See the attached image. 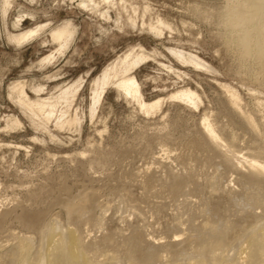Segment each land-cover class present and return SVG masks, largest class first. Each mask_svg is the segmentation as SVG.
Returning a JSON list of instances; mask_svg holds the SVG:
<instances>
[{"label": "rangeland", "instance_id": "rangeland-1", "mask_svg": "<svg viewBox=\"0 0 264 264\" xmlns=\"http://www.w3.org/2000/svg\"><path fill=\"white\" fill-rule=\"evenodd\" d=\"M3 1L0 254L10 251L16 238L34 241L36 247L39 235L25 223L29 217L40 216L44 225L56 223L62 228L81 222V238L86 243L112 235L113 243L107 247L110 251L121 242L133 240L139 257L170 242H182L184 245L180 243L177 248H181L179 254L177 250L169 252L164 259L188 264L196 253L202 255L204 251L207 255L211 250L195 246L203 241L202 234L191 231L190 225L201 228L214 219L222 225L241 216H264L260 202L264 200V186L248 183L246 166L221 165L217 155H194L189 147L201 134V120L208 118L216 130L223 128L227 135L235 134L232 146L237 152L253 154L257 146L264 151V76H254L257 62L241 57L216 17L226 0H8L6 8ZM204 13L210 18L201 19ZM66 24L72 35L60 50L50 35ZM154 27L158 33L151 29ZM28 31L32 32L30 38L17 44L16 36ZM175 53L198 59L205 67L180 61ZM140 54L148 58L129 75L135 78L143 100L159 101L160 108L147 115L130 96L108 85L92 117L93 92L101 88L102 72L126 56L130 60ZM49 56L51 59L43 60ZM19 85L23 95L14 89ZM184 89L198 94L201 103L197 108L169 98ZM65 91L71 94L70 100H57ZM227 91L238 96L240 111L232 106ZM21 97L30 103L57 102L49 120L44 121L42 115L33 116L19 104ZM241 113L253 120L254 131L245 125ZM70 120L76 121L59 126ZM253 133L258 143L254 146L250 143ZM194 156L200 157L197 160ZM195 177L198 185L190 182ZM181 180L190 184V190L200 188L194 190L197 193L187 189L172 195V185ZM179 211L187 212L186 216L172 220ZM172 222L183 223V229L189 226L186 231L191 237H184L190 242L192 237L200 239L192 240L196 241L193 248L192 242L175 236L177 225ZM242 240L235 242L237 248L227 254L234 257L226 256L228 260L236 262L244 257L238 253L244 246ZM139 248L145 252L138 254ZM120 252L121 264H132L124 246ZM161 259L137 264H162Z\"/></svg>", "mask_w": 264, "mask_h": 264}, {"label": "bare ground", "instance_id": "bare-ground-1", "mask_svg": "<svg viewBox=\"0 0 264 264\" xmlns=\"http://www.w3.org/2000/svg\"><path fill=\"white\" fill-rule=\"evenodd\" d=\"M3 5L5 8L8 7L9 1L4 0ZM87 6H88V4H87ZM210 16H211L210 14L204 13L203 15H201V19H209ZM216 17H217V19L218 18L220 19V25L225 29L226 36L228 37V40L231 41L238 48V50L241 54V57L245 60L246 59L247 60L252 59V60H255L257 62L258 70H256V72L252 71L254 73V76H257V75L259 76V74H262V76H264V0H226V4L224 6H221L217 10ZM151 29L155 30L157 32L156 27L151 28ZM31 33L32 32L28 31V33H24V34L22 33V34H20V36L18 35L19 36L18 38L16 36V39L14 36L13 39H15V42L18 44V42L26 40L31 35ZM51 33H52L50 35L52 37L51 40L58 43V45H59L58 48H60V50H62L67 45L68 40L72 35V30L66 24L65 26H62V27L54 30ZM33 34H34V32H33ZM174 55L180 61H183V62L185 61V62L190 63L191 65L193 64L194 66L201 67V68L205 67V65L202 62L198 61V59H195V58L188 59L187 57L180 55L178 53H175ZM146 58H148V57L144 56L143 54L137 55L134 59L132 58L130 60L126 56L122 61H120L117 64H113L109 69L107 68L104 72H102L103 73V74H101L102 75V79H101L102 81H100L101 82V88H99V89L96 88L94 90V92L92 91L93 92V99H92L93 107L90 111L92 117H93V114L95 112V106L99 104L100 99H101L103 92H104V88L107 87L108 85H114L117 89L121 90L122 93L124 92L125 95L130 96L131 99L137 103L138 107L140 108V111L142 110L143 113H146L147 115L156 112L160 108V102L159 101L145 102L143 100L142 95H141L140 90H139V87H138V84L135 81V78L132 77V75L131 76L129 75L131 70L133 68H135V66H137L140 63V61H142ZM48 59H51V56H49L48 58L45 57L43 60L47 61ZM206 69H208V68H206ZM113 81H115V82H113ZM16 88H17L19 94L23 95L22 87L20 88V85H19V86L15 87L14 89H16ZM66 92L67 91L62 93V96L60 95V97L57 100L60 101L62 99V101L64 100V102H68V100H70L69 95H71V94H68ZM227 92L230 96V101H231L232 106L236 110L240 111V103H239L238 96L233 91H227ZM20 95H19V97H20ZM169 98L180 101L186 105H191L194 108H197L199 106V104L201 103V100H200V97L198 96V94L195 91H192L190 89H184V90L177 91L176 93L171 95ZM56 102L57 101H55V102L37 101L34 103H30V102L24 100V98H22V97L19 100V104L22 107L29 110L33 116L42 115L43 117H41V118H43L44 121H48L49 118L51 117V115L53 114V109L55 108ZM242 120L247 127L251 128V130L254 131V129H255L254 122L250 117L242 114ZM75 121L76 120L65 121L64 123L59 124V126L61 128H63L65 125L70 126ZM229 121H231L233 123V120H229ZM14 125H17V124H14ZM200 126H201V130H200L201 134L199 136H197L196 138H194L189 143V147L192 150L193 154L195 153L198 155L199 153H203L207 156L217 155L221 160L220 164L225 165V166H231V165L237 166V167L238 166L239 167H245L246 166L245 168H246L248 180H249L248 183L253 184L254 186L255 185H260V186L263 185L264 186V151L262 149H259L258 146L256 149L255 148L252 149L253 148L252 147L251 149L253 150L252 151L253 154H249V153L246 155L241 154V153H239L233 149L232 145L236 141V137H235V134L233 132H231V133H229V135H227L226 133H224L225 131L223 128L221 130H216L214 128V126L211 125L208 118H203L201 120ZM239 126H240V124H239ZM225 135H226V139H224V137H223ZM256 139H257V135L253 133L251 135V138H250V143L252 146H254L255 144L256 145L258 144ZM193 154H192V157H193ZM196 157H200V156H196ZM196 159L198 160V158H196ZM195 160H193V161H195ZM217 167H219V166H217ZM215 169H217V168H215ZM214 177H215V173H214ZM189 178L193 179L194 177L190 176ZM195 178L196 179H194L192 181L190 180V182H192V185L193 184L195 185V183L198 180L197 177H195ZM213 179H215V178H213ZM170 181H172V180H170ZM211 183H212V181H211ZM219 183H220V180H219ZM171 184H172V182H171ZM189 185L190 184L188 182H185L183 180L174 183V185H172V187L174 186L173 187L174 189H172L173 190L172 195L176 196V195L182 194L187 189H189V190H187V192L188 191L193 192L194 190H196L197 187H195V186H194L195 189L192 188L190 190ZM196 185H198V184L196 183ZM170 187H169V189H170ZM263 189L264 188L262 187V191H263ZM149 190H150L149 186L146 185L145 191H147V193H148ZM196 191H194V192H196ZM159 192H160V190H159ZM200 192H202V191H199V193ZM237 193H236V195H237ZM166 194H167V192H166ZM226 194L227 193H225V195ZM232 194H231V196H232ZM168 195H170V194H168ZM223 195H224V193H223ZM236 197L234 196L235 199L238 198V197L237 198ZM205 198H207V197H205ZM239 199L241 200L242 198H239ZM228 200H230V199L228 198ZM205 201H206V199H205ZM240 202L243 203L242 200ZM260 202H261V206L264 208V200H261ZM205 204H202V207H203V205L206 206ZM230 204H231V202H230ZM243 204H245V203H243ZM256 204L254 206H256ZM246 205L244 208H246ZM248 205L250 206V204H248ZM199 206L200 205H198V207ZM192 207H194V205ZM241 207H243V205ZM207 208L210 209L209 206ZM217 208H218V206H217ZM236 209L241 211V209H239V208H236ZM219 210H218V212H219ZM226 210H227V208H226ZM237 210L235 212H238ZM210 211H211V209H210ZM246 211H244L245 214H246ZM228 212H230V211H228ZM211 213H213V212H211ZM186 214H187V212H182V213L180 212L172 220H176V219L180 218L181 216H186ZM222 214L220 213V215H222ZM232 214H234V213H232ZM214 215H213V217H214ZM259 215H261V213ZM210 216H212V215H210ZM216 216H217V214H216ZM192 217H194V215ZM196 217H195L196 220H198V216H196ZM205 217H206V215H205ZM256 217H254V215H252V214L246 215L244 217L241 216V218L237 219V221H234L232 223L226 222V224L224 223L222 225H220L221 223H219L221 221L215 222L216 221L215 219H214L215 221L214 220L210 221L208 219H205V220L210 221V222L205 223V221H204L205 224H202L203 226H201V228L200 227L198 228V226H194L192 224V226L190 225V227L187 226L186 229L182 228L183 223L172 222L175 225H177V228H176V226L173 224L174 227H172V228H174V229L176 228L175 229L176 231L175 230L174 231L176 232L175 236L178 239H179V237L181 239L182 237H184L186 235L189 236L190 232H189V234H187L188 233L187 231L190 230L189 228H191L192 229L191 231H195V233L198 232V233H196L198 236L199 235L201 236V234H202L201 237H202L203 241L202 240L201 241L203 242V245H202V242H200V244L199 243L195 244V246L200 245V248H201V246L204 248H206V246L211 248V250L209 249V253H208L209 255L207 254L208 256L206 254H205L206 256L203 255L204 251L202 252V250L204 248L202 250L200 249V252H198V253L202 252V255L196 253V255H194L191 258V260L188 262V264H264V216L263 217L258 216L257 218ZM225 218H227V217H225ZM254 218H256V219L254 220ZM190 219H191V217H190ZM192 219L194 220V218H192ZM229 219H231V218H229ZM234 219H236V217H234ZM202 220H204V219H202ZM218 220H219V218H218ZM228 221H230V220H228ZM193 222L196 225V222L195 221H193ZM193 222L190 221V223H193ZM50 223H51V221H50ZM80 223L78 221V222H76V225L73 227L66 226V227L62 228L61 226H59L56 223H54V224L52 223L50 225H44L41 222L40 216L39 217L38 216L29 217L26 220L25 225L27 228L29 227L31 230L37 232V234L39 235V237H38L39 238V244L36 247H34V245H33L34 241H31L29 239H24V238H16V241L14 240V242H13V243H15V242L16 243H15V245L12 244L13 247L10 249V251H8L7 253L2 252L3 254H0V264H121L122 258L120 257L121 256L120 247H122V246H124L126 248V251H128V254H127L128 255V261H130V263H132V264H137L139 262L140 263L141 262L148 263V262L152 261L153 259L154 260H160L162 256L164 259L165 258L164 256L169 252L176 253V250H177V253L179 254V251H181V248H180V250L177 248L179 247L178 245L182 242H170L166 246H162L159 249L157 248L156 252H149L148 253L146 251L147 253H144V254L142 253L143 254L142 257H139L136 255L135 243L133 242V240H127V241L121 242L120 245H118L115 249L110 251V250H107V247H109L110 244L113 243L114 238L112 237V235H107V236L103 237L102 240H100L99 242H88V243H86V242H84L85 240L83 241V239L81 238L82 226ZM164 223H166V221H164ZM168 226H170V225H168ZM165 227L168 228L167 226H165ZM169 228H171V227H169ZM177 229H181L179 234H177V231H178ZM141 230H142V228H141ZM195 233H193L194 236H195ZM193 234H191V235H193ZM171 236L173 237V235H171ZM187 237H184V238L186 239ZM190 237L191 236H189V238ZM144 239H146V238H144ZM144 239H142V240H144ZM193 239L200 240L199 238L197 239V238L192 237V240ZM241 239L244 240V242H243L244 246L239 247L242 249H241V252H238V253H242V256L244 254V257L241 258L240 255L239 256L236 255L238 258L240 257V259L237 260L236 262H232V259L230 261V260H228V258L230 259L231 256L234 257L233 253H232V255H230V257H228L227 254L230 252H233V247L237 248L238 245H236L235 242H238ZM174 240L177 241L176 239H174ZM192 240H191V242H192ZM165 241H166V239H165ZM187 241L190 242V240H187ZM195 242L191 243L192 248H193V245ZM144 243H145V241H144ZM187 243L188 242H186V245H187ZM190 243H189V245H190ZM234 243L236 246H234ZM140 245H142V244H140ZM140 245H139V247H140ZM186 245L184 246L185 248L188 247L191 249V246L186 247ZM144 246H146V245H144ZM154 247H156V246H154ZM143 249H145V248H143ZM198 249H199V246H198ZM234 250H236V249H234ZM3 251H7V250H3ZM139 251H140V248L138 250V254H140V252H145L142 250L140 252ZM195 251L196 250H194V252ZM194 252H193V254H194ZM235 252L236 251H234V253ZM190 253H188V254H190ZM188 254L186 255L184 253L185 257L184 256H182V257L186 258V256L188 257ZM163 259H161L163 261L162 264H182L181 263L182 261L170 262V261H166L165 259L164 260ZM183 261H184V263L186 262L184 259H183Z\"/></svg>", "mask_w": 264, "mask_h": 264}]
</instances>
